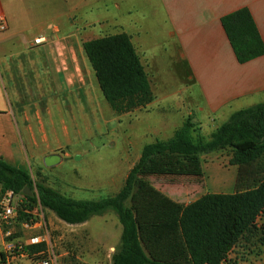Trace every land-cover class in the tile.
I'll use <instances>...</instances> for the list:
<instances>
[{
    "label": "crops",
    "instance_id": "0c3cea01",
    "mask_svg": "<svg viewBox=\"0 0 264 264\" xmlns=\"http://www.w3.org/2000/svg\"><path fill=\"white\" fill-rule=\"evenodd\" d=\"M0 5L6 25L0 41L22 42L18 50L0 44V158L14 167L30 171L43 163L54 166L47 164L51 157L59 158L58 165L62 155L70 156L71 142L61 140L70 137L66 119L74 121L76 104L85 111L92 86L101 91L84 44L102 37H130L152 90V67L172 73L182 89L197 86L202 99L195 103L197 113L207 119L223 124L236 111L264 103V56L239 63L222 24L225 16L247 8L264 41V0H0ZM41 35L48 42L33 45ZM226 171H211L212 190L205 194L236 192L238 167ZM202 195L171 199L186 206ZM258 223L264 228V215ZM36 224L35 229L41 226ZM3 243L0 230V247ZM237 252L224 264H264V246L230 262Z\"/></svg>",
    "mask_w": 264,
    "mask_h": 264
},
{
    "label": "trees",
    "instance_id": "16d2710c",
    "mask_svg": "<svg viewBox=\"0 0 264 264\" xmlns=\"http://www.w3.org/2000/svg\"><path fill=\"white\" fill-rule=\"evenodd\" d=\"M222 24L239 63L264 56V41L249 9L225 16ZM84 50L116 114L145 108L154 101L148 75L127 34L85 42ZM193 132L194 124L187 121L171 138L146 144L122 189L112 197L77 200L65 196L35 183L28 170L2 158L0 186L22 197L18 222H35L30 213L38 205L70 225L114 212L122 234L111 264H224L238 250L230 261L236 263L264 246V228L258 223L264 215V103L236 111L209 138ZM227 148L232 149L230 165L238 167L235 193H207L186 206L145 197L129 205L139 175L154 157L196 156Z\"/></svg>",
    "mask_w": 264,
    "mask_h": 264
},
{
    "label": "rangeland",
    "instance_id": "374dc122",
    "mask_svg": "<svg viewBox=\"0 0 264 264\" xmlns=\"http://www.w3.org/2000/svg\"><path fill=\"white\" fill-rule=\"evenodd\" d=\"M1 42V48H22V42L18 40ZM148 73L154 102L121 115L112 111L102 92L99 94L97 87L94 90L91 85L92 98L84 107L85 111L76 104L74 121L69 115L66 119L70 137L62 135L61 140L71 142L70 156L62 155L58 165L45 166L43 163L41 168L31 169L34 182L44 183L77 200L112 197L122 189L146 144L171 138L187 121L194 124V136L201 134L207 138L221 125V121L197 113L199 107L195 103L202 100L197 86L182 89L172 73H161L153 67L148 68ZM93 79L92 75L91 82L94 83ZM57 123L61 124L60 120ZM76 133L81 135L76 136ZM231 157V148L196 156L154 157L139 175L129 205L144 197L176 203L171 198L179 194L187 200L205 194L212 190L209 185L211 171L225 174L231 166ZM17 204L21 206L22 197H17ZM31 214L41 226L25 230L16 225L14 238L22 242L32 236L45 238L48 244L43 249L53 250L59 264H109L119 246L122 226L112 211L92 217L88 225L78 226L61 221L39 205ZM21 264L35 262L28 259Z\"/></svg>",
    "mask_w": 264,
    "mask_h": 264
},
{
    "label": "built area",
    "instance_id": "2783aa9c",
    "mask_svg": "<svg viewBox=\"0 0 264 264\" xmlns=\"http://www.w3.org/2000/svg\"><path fill=\"white\" fill-rule=\"evenodd\" d=\"M5 29L4 14L0 5V31ZM47 42V37L41 35L34 39L33 45L39 46ZM17 197L14 191H4L0 186V230L4 236V243L0 247V264H17L23 259L34 258L35 264H59V258L53 250L47 248L40 251L29 250V248L43 244L46 246L48 242L45 238L32 236L26 242L14 238L16 225H20L25 230L35 229L37 225L33 221L18 222L19 205L17 204Z\"/></svg>",
    "mask_w": 264,
    "mask_h": 264
},
{
    "label": "water",
    "instance_id": "95a60500",
    "mask_svg": "<svg viewBox=\"0 0 264 264\" xmlns=\"http://www.w3.org/2000/svg\"><path fill=\"white\" fill-rule=\"evenodd\" d=\"M58 161H59V158L54 156V157L47 159V164L48 165H55ZM25 191L27 192L28 195H32L30 190L26 189Z\"/></svg>",
    "mask_w": 264,
    "mask_h": 264
}]
</instances>
